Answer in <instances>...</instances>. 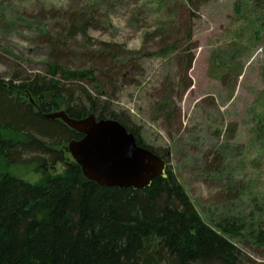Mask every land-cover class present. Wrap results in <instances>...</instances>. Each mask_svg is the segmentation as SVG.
<instances>
[{
  "label": "rangeland",
  "instance_id": "rangeland-1",
  "mask_svg": "<svg viewBox=\"0 0 264 264\" xmlns=\"http://www.w3.org/2000/svg\"><path fill=\"white\" fill-rule=\"evenodd\" d=\"M192 4L0 0V78L8 80L19 70L43 75L53 61L50 41L65 42L69 54L60 64L72 69L85 65V55L100 54L104 44L131 53L113 109L141 128L145 144L168 151L167 166L205 223L233 216L246 220L264 209V0ZM77 13L92 22L84 34L69 36L67 18ZM170 44L174 49L160 53ZM102 90L108 98L110 89ZM126 106L133 107V115ZM64 168L7 166L0 159V173L30 184ZM232 242L255 263H264V248Z\"/></svg>",
  "mask_w": 264,
  "mask_h": 264
},
{
  "label": "trees",
  "instance_id": "trees-1",
  "mask_svg": "<svg viewBox=\"0 0 264 264\" xmlns=\"http://www.w3.org/2000/svg\"><path fill=\"white\" fill-rule=\"evenodd\" d=\"M67 22L68 35L75 36L84 34L92 19L77 13ZM184 33L190 42L191 31L185 27ZM59 41L49 42L53 61L43 75L19 70L8 80L0 78V159L7 166H65L37 184L0 173V264H258L232 241L264 248V209L246 220L233 216L205 223L167 166L168 151L145 144L141 128L113 109L133 55L104 44L100 54L85 55V65L72 69L60 64L68 52ZM185 60L190 69L192 56ZM102 88L110 89L108 98ZM60 111L73 120L93 115L118 122L139 147L165 163V177L137 191L86 180L66 149L82 136L60 120L44 118Z\"/></svg>",
  "mask_w": 264,
  "mask_h": 264
},
{
  "label": "water",
  "instance_id": "water-1",
  "mask_svg": "<svg viewBox=\"0 0 264 264\" xmlns=\"http://www.w3.org/2000/svg\"><path fill=\"white\" fill-rule=\"evenodd\" d=\"M44 118L60 120L82 136L67 144V152L83 177L100 188L144 190L154 178L165 177V163L139 147L134 136L116 121H97L93 115L73 120L63 111Z\"/></svg>",
  "mask_w": 264,
  "mask_h": 264
},
{
  "label": "built area",
  "instance_id": "built-area-1",
  "mask_svg": "<svg viewBox=\"0 0 264 264\" xmlns=\"http://www.w3.org/2000/svg\"><path fill=\"white\" fill-rule=\"evenodd\" d=\"M125 110L128 111V112H129L130 114H132V115L134 114V109H133V107H131V106H126V107H125Z\"/></svg>",
  "mask_w": 264,
  "mask_h": 264
}]
</instances>
